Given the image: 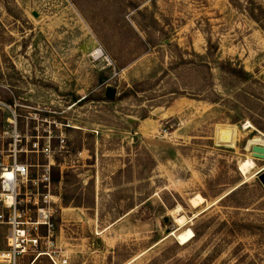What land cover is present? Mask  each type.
I'll list each match as a JSON object with an SVG mask.
<instances>
[{
  "label": "rangeland",
  "instance_id": "1",
  "mask_svg": "<svg viewBox=\"0 0 264 264\" xmlns=\"http://www.w3.org/2000/svg\"><path fill=\"white\" fill-rule=\"evenodd\" d=\"M224 125L232 146L217 141ZM253 138L264 140V0H0V163L16 148L32 177L49 157L59 175L52 235L40 228L24 262L264 264Z\"/></svg>",
  "mask_w": 264,
  "mask_h": 264
},
{
  "label": "built area",
  "instance_id": "2",
  "mask_svg": "<svg viewBox=\"0 0 264 264\" xmlns=\"http://www.w3.org/2000/svg\"><path fill=\"white\" fill-rule=\"evenodd\" d=\"M12 133L15 134L16 130ZM49 149V141L43 147L34 141L30 151L48 155ZM17 152L14 148L10 162L0 163V226H4L6 231L0 264H32L39 255L48 256L53 264H67L66 257L59 258L49 252L36 254L30 263L23 261L37 251L40 240L46 237L40 235V228H45L47 237L52 235L51 219L60 206L56 203L61 204V199L53 194L52 158L37 164L36 175L32 177L31 164L19 161ZM21 167L25 173L19 171ZM8 172L13 173L12 179L6 178Z\"/></svg>",
  "mask_w": 264,
  "mask_h": 264
},
{
  "label": "bare ground",
  "instance_id": "3",
  "mask_svg": "<svg viewBox=\"0 0 264 264\" xmlns=\"http://www.w3.org/2000/svg\"><path fill=\"white\" fill-rule=\"evenodd\" d=\"M97 53H99V52H97ZM217 130H218L217 131V141L218 142H221V143H224V144H228L229 146H232L234 144L235 135H236V129H235L234 126H230V125L225 126V127L222 126L221 128H219ZM224 144H222V145H224ZM253 145H263L264 146V140H260L259 138H253V139L248 140L247 147L248 146H253ZM254 167H255V163L253 162V160L250 159V158H247V159L243 160L240 163L239 170L243 174H246L251 169H253ZM192 201H193V205H195V206L201 202V201H198L195 198H192ZM179 208H180V206H176V207L173 208V211H175V213H178L179 212ZM183 222H184V217L183 216H176L174 218V223H176L179 226H181L183 224ZM171 235H173L175 237V239L177 241H179L180 244H184V243H186L187 241H189L191 239V237L193 236V233H192V231L190 229L189 230L187 229L185 231H181V232H178V233L172 232Z\"/></svg>",
  "mask_w": 264,
  "mask_h": 264
},
{
  "label": "water",
  "instance_id": "4",
  "mask_svg": "<svg viewBox=\"0 0 264 264\" xmlns=\"http://www.w3.org/2000/svg\"><path fill=\"white\" fill-rule=\"evenodd\" d=\"M33 16H37L35 12H32ZM116 94V89L112 87H107L105 90V97L109 100H113ZM251 156L258 159H264V146L263 145H253L251 146ZM258 180L264 186V170L258 172L257 174ZM167 220V218H165ZM166 234L172 233L169 229H166Z\"/></svg>",
  "mask_w": 264,
  "mask_h": 264
},
{
  "label": "clouds",
  "instance_id": "5",
  "mask_svg": "<svg viewBox=\"0 0 264 264\" xmlns=\"http://www.w3.org/2000/svg\"><path fill=\"white\" fill-rule=\"evenodd\" d=\"M99 51H100V50L97 49L96 52H93L92 54H93V55H96V53L99 52ZM19 171H20L21 173H25L26 170H25L23 167H21V168L19 169ZM6 178H7V179H12V178H13V173H12V172H8V173H6ZM9 203H11V200H9Z\"/></svg>",
  "mask_w": 264,
  "mask_h": 264
},
{
  "label": "trees",
  "instance_id": "6",
  "mask_svg": "<svg viewBox=\"0 0 264 264\" xmlns=\"http://www.w3.org/2000/svg\"><path fill=\"white\" fill-rule=\"evenodd\" d=\"M6 102H7L8 104L12 105V101H11V100H7ZM64 174H65V173H64ZM58 180H59V175H57L56 177H53V178H52V181H53V182H55V181L57 182ZM227 196H228V195H226V197H227ZM63 201H64V202H67V199L64 197ZM64 204L66 205V203H64Z\"/></svg>",
  "mask_w": 264,
  "mask_h": 264
}]
</instances>
